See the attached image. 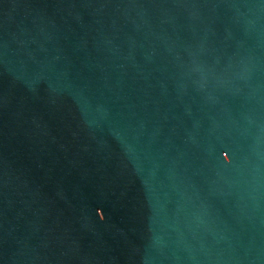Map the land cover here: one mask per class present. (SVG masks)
I'll return each instance as SVG.
<instances>
[{
	"label": "water",
	"instance_id": "water-1",
	"mask_svg": "<svg viewBox=\"0 0 264 264\" xmlns=\"http://www.w3.org/2000/svg\"><path fill=\"white\" fill-rule=\"evenodd\" d=\"M0 264H264V0H0Z\"/></svg>",
	"mask_w": 264,
	"mask_h": 264
},
{
	"label": "clouds",
	"instance_id": "clouds-1",
	"mask_svg": "<svg viewBox=\"0 0 264 264\" xmlns=\"http://www.w3.org/2000/svg\"><path fill=\"white\" fill-rule=\"evenodd\" d=\"M101 218H103V217H101Z\"/></svg>",
	"mask_w": 264,
	"mask_h": 264
}]
</instances>
